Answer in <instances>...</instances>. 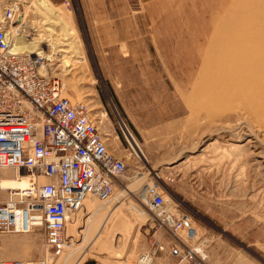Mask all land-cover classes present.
<instances>
[{"label": "rangeland", "instance_id": "rangeland-1", "mask_svg": "<svg viewBox=\"0 0 264 264\" xmlns=\"http://www.w3.org/2000/svg\"><path fill=\"white\" fill-rule=\"evenodd\" d=\"M14 1L28 13L25 30L33 38L45 42L48 37L39 35L52 31L48 43L54 48L47 54L57 58L49 73L62 80L65 96L88 104L108 147L127 156L128 169L111 201L117 204L110 213L120 210L118 216L104 223L111 214L102 210L95 229L71 221L72 245L58 253L47 249L40 227L30 233H0L9 237L0 243V260L139 264L145 230L154 225L142 193L155 184L165 199L170 196L192 216L207 264H264V116L235 104L222 106L205 87L196 86L207 82L203 67L209 50L233 51L227 47L232 38L264 39V0H123L136 23L124 24L123 42L109 45L90 44L83 21L86 0H47L72 32L68 41L79 47L73 56L61 53L69 60L66 67L57 61V41H66L61 26L39 15L32 0H0V7ZM31 25L39 26L37 31ZM240 117L247 121L243 127L249 142L238 138L240 128L233 136L223 133ZM125 129L148 163L132 150ZM92 200L98 207L109 204ZM85 205L86 211L78 214L89 217Z\"/></svg>", "mask_w": 264, "mask_h": 264}, {"label": "built area", "instance_id": "built-area-1", "mask_svg": "<svg viewBox=\"0 0 264 264\" xmlns=\"http://www.w3.org/2000/svg\"><path fill=\"white\" fill-rule=\"evenodd\" d=\"M20 13L16 1L0 7V178L18 173L28 185L0 186V233H30L40 227L47 249L58 253L68 241L70 216L84 211L87 199L112 198L128 169L127 156L108 147L87 103L63 94L62 80L49 73L52 60L38 51L14 50V37L33 38ZM142 194L154 226L169 237L175 264H207L192 216L170 196L165 199L158 185H146ZM162 249L152 240L141 258L151 261ZM0 264L49 262L41 257Z\"/></svg>", "mask_w": 264, "mask_h": 264}, {"label": "bare ground", "instance_id": "bare-ground-1", "mask_svg": "<svg viewBox=\"0 0 264 264\" xmlns=\"http://www.w3.org/2000/svg\"><path fill=\"white\" fill-rule=\"evenodd\" d=\"M32 1H34L33 4L35 3L36 6H38L37 9L39 15L42 14L41 16L45 17V19L48 18V20L53 21L61 26V30L64 35L63 39H66V41L65 42L57 41V45L59 44L58 46L61 47L60 49L58 48L56 50V52L58 53V57L60 56V58H58L57 61L62 60L63 61L62 66L63 67L68 66L70 64L69 60L64 59V57L61 56V53L71 52L73 56V54L77 53L79 49V47L73 44L72 41H68L72 38L71 37L72 32L68 28V25L63 20V18L59 15L54 14L51 11V7L47 3V0H32ZM230 13L232 14V11ZM19 20L21 21V24L25 29V26H27L26 22L28 20V13L24 10L21 11ZM37 27L39 26L31 25L30 28L33 29V31H37ZM49 32L51 33L52 31L48 30V33H45L44 35L43 34L39 35V36L48 37V39H46L45 42L42 43H40L43 39L42 37H39L38 39L32 38L33 40L32 39L25 40V38L20 39L18 37H14L13 48L14 50L20 52L38 51L48 60H54L57 58L55 55L54 56L56 58L47 54V52L53 50L54 48V46H52L50 42L48 43V41L50 40L49 36L51 37V34ZM229 41L230 42H228L227 47H232V49H234L233 51L225 50L226 48L221 51L218 50L219 52L217 53L214 50L208 51L209 54L207 55L206 58L207 62L205 63V67H203L204 70L206 69V71L209 73L206 79L207 82L203 84L204 80H202V82H200L201 84L199 83L196 86H200L203 88L205 87L204 90L208 92L207 94L213 96V98L218 100L217 103L222 106H228L230 108V106L235 104L237 105L236 108H238L239 110L245 109L252 113L256 112L260 117H262L264 116V39L260 41V40H245V39L236 40L232 38ZM62 46L66 48H63ZM41 48H44V50H40ZM241 118L243 117H240L239 120H241ZM239 120L235 125L233 124L234 126L231 127L228 126L225 129H223L224 131L223 133H227L229 136H233V134H235V130L240 128L241 134L239 133L238 135L240 136L239 137L236 136V137H238L239 139L242 138V141L249 142V140H247L249 134L246 131H244V127H243V124L245 123L247 126V121L243 119L241 121ZM125 134L135 153L140 158H142L145 161V163H148L140 145L132 136V134L126 129H125ZM262 162H264V157H262ZM7 172L11 173V171L9 170H7ZM155 175L157 176V174ZM27 185H28L27 178L19 177L18 173H15V175H10L5 178L3 177L0 178V186L4 188L7 187L13 189L24 188ZM113 198L114 195L112 196L111 199L107 200L104 203H110ZM115 199L117 202L119 201L118 197ZM91 201L93 200L87 199L85 204L88 205ZM77 217L78 215L76 216L71 215L67 226H69V223L71 221H75ZM66 235L68 239L66 243V247H69L70 245H72V235L68 234V227L66 229ZM139 263L149 264L150 261L143 260L140 257Z\"/></svg>", "mask_w": 264, "mask_h": 264}, {"label": "crops", "instance_id": "crops-1", "mask_svg": "<svg viewBox=\"0 0 264 264\" xmlns=\"http://www.w3.org/2000/svg\"><path fill=\"white\" fill-rule=\"evenodd\" d=\"M85 3H88V6L83 7V21L86 24V29L89 31L88 36L90 39V44L92 45H104V44H116V40H119L117 43L120 44L123 41L122 29H124L127 23L132 25L133 23H136V18L132 15L133 11L130 8L128 11V7L123 5V0H114L113 2H110L107 0H86ZM95 3H98L99 5H95ZM125 17L124 16H127ZM130 15V16H129ZM104 31V32H100ZM105 39L106 42H97L95 39ZM117 203L110 202L109 204H105L104 207H98L96 206L93 201H91L87 207L89 208L88 211L91 213L89 217H82V215H78L76 218L77 221L82 220L83 223L88 225H93L94 229L98 227V221L97 218L101 215L102 210H105L104 213H110L115 205ZM116 209V208H115ZM86 211V205L85 210ZM120 210L117 212L115 211L116 216L119 215ZM111 215L107 216L104 220V223L111 220L110 216L115 215L114 213H110ZM115 217V216H114ZM113 217V218H114ZM109 219V220H108ZM151 232L149 233V231ZM145 240L143 247L139 250L137 253L140 256L138 257V263L139 258L147 253L151 247V241L156 240L159 242L160 245H163V249L157 251L156 255L152 256L151 261L149 264H175L176 258L170 254V241L167 233L160 229L156 228L154 225L150 227V229L145 230ZM74 236V233L72 234ZM148 237V238H147ZM9 237H0V243L2 244L7 241ZM134 238V237H133ZM148 239V250L147 248V241ZM14 239L10 238V241L13 242ZM11 242H9L10 244ZM145 251V252H143ZM3 260H24V259H3ZM133 264V263H132ZM140 264V263H139Z\"/></svg>", "mask_w": 264, "mask_h": 264}]
</instances>
